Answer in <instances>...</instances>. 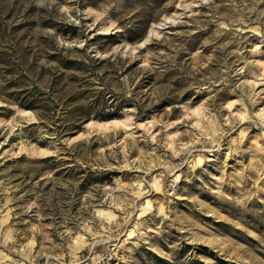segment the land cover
<instances>
[{"label":"rangeland","instance_id":"obj_1","mask_svg":"<svg viewBox=\"0 0 264 264\" xmlns=\"http://www.w3.org/2000/svg\"><path fill=\"white\" fill-rule=\"evenodd\" d=\"M0 264H264V0H0Z\"/></svg>","mask_w":264,"mask_h":264},{"label":"trees","instance_id":"obj_2","mask_svg":"<svg viewBox=\"0 0 264 264\" xmlns=\"http://www.w3.org/2000/svg\"><path fill=\"white\" fill-rule=\"evenodd\" d=\"M130 40H132V38H129ZM90 61L93 60L92 57L89 58ZM55 61V60H54ZM73 61L71 60H68V59H63V60H60V66L64 69H73ZM77 71H81L80 69L77 70ZM80 73V72H79ZM95 101L96 102H99L100 101V97H95ZM116 112H111V113H108L106 116H109V117H112L114 116ZM68 116L70 114L71 118L75 119L76 120V126L75 128H78L79 125H80V122L86 118H89L92 114V112L90 111V109L88 110V107L87 106H80L79 108H77L76 111H71V112H67Z\"/></svg>","mask_w":264,"mask_h":264}]
</instances>
